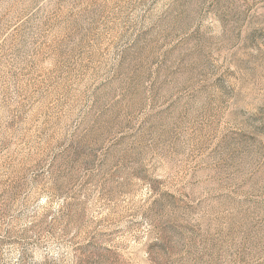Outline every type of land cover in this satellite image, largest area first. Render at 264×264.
Wrapping results in <instances>:
<instances>
[{"label":"rangeland","instance_id":"1","mask_svg":"<svg viewBox=\"0 0 264 264\" xmlns=\"http://www.w3.org/2000/svg\"><path fill=\"white\" fill-rule=\"evenodd\" d=\"M0 264H264V0H0Z\"/></svg>","mask_w":264,"mask_h":264}]
</instances>
